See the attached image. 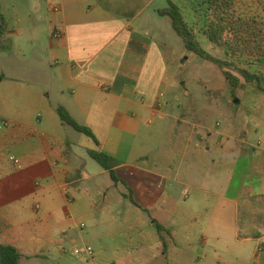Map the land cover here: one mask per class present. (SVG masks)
I'll use <instances>...</instances> for the list:
<instances>
[{"label":"crops","instance_id":"1","mask_svg":"<svg viewBox=\"0 0 264 264\" xmlns=\"http://www.w3.org/2000/svg\"><path fill=\"white\" fill-rule=\"evenodd\" d=\"M10 2L7 13L12 15L14 29L5 14L7 43L14 38L20 49L26 30L32 31L28 37L33 41L44 31L48 58L43 89L37 84L14 88L3 98L5 108L14 112L0 114V244L16 247L23 255L20 264H41L50 257L58 264H66L63 259L67 257L85 264H129L120 250H157L159 262L198 264L199 259L177 245L173 225L155 214L158 197L144 180L159 178L165 184L159 191V211L166 205L177 206L181 200L207 208L205 215L194 217L195 221L201 217L205 224L201 264H264V229L258 239H238L241 198L264 195V91H239L232 102L231 88L221 98L216 97L219 88L208 90L211 98L228 107L236 104L238 109L244 96L251 95L253 113L258 116L247 119L246 126L233 118L237 117L234 112L227 127H208L194 119L197 103L190 104L189 112H182V117L189 116L180 119L174 115L175 106L180 105L178 96L171 95L175 84L169 78V65L173 60L166 61L158 38L138 34L132 25L135 18L113 16L96 0ZM55 6L60 7L59 13L53 12ZM56 31L62 33L61 38L54 37ZM251 72L264 78V69L256 65ZM18 96H25L26 101L19 104ZM59 107L79 125L89 127L100 145L80 137L78 142L85 145H79L61 121ZM159 112L176 118L175 148L182 141L185 145L182 157L175 150L164 155L158 173V167L152 171L135 162L145 155L136 154L140 129L149 115ZM1 121L10 125L1 127ZM95 149L120 162L117 175L121 170L125 178L118 175L121 182L116 186L110 173L90 160L87 151ZM11 156L20 160L21 168L9 160ZM124 182L136 205L127 199V193L114 192ZM91 188L97 190L98 201L88 195ZM102 206L122 213L118 216L133 235L126 243H107L98 234L75 236L74 227L79 228L76 218L97 213ZM157 223L173 234L167 254ZM80 228L86 225L82 223ZM84 247L94 249L92 259L73 255L72 249Z\"/></svg>","mask_w":264,"mask_h":264},{"label":"rangeland","instance_id":"2","mask_svg":"<svg viewBox=\"0 0 264 264\" xmlns=\"http://www.w3.org/2000/svg\"><path fill=\"white\" fill-rule=\"evenodd\" d=\"M3 1L4 12L11 21V29H14L12 15L7 13V8H10L11 2L10 0ZM98 1L99 3H103L107 11L113 16L129 21L135 18L132 25L137 29L138 34L148 39H152L153 37L158 38L159 43L163 45V55L166 61L171 63L173 60L174 64L169 65V78L172 79V82L175 84V88L171 87V95H177L178 98H176V100L180 104L178 107L175 106V117H179L180 119L188 117L189 115L182 117V112L184 111L187 114L189 108H192L190 105L192 103H197V112L194 119L204 122L211 128L221 129L224 126L227 127L230 117L234 112L237 117L233 118L244 126L247 125V119L258 116V114L254 115L253 113L255 102L253 98H248L251 95L244 96L241 109H238L236 104V106L228 107L223 101H217V99L211 98V95L208 94V90L219 88V96L216 97L221 98L228 96L227 91L230 85L224 76L223 70L217 65L188 53L184 48L181 38L173 32L169 20L156 13L157 10L168 6L167 0H96V4ZM172 1L182 8L186 21L190 27L196 31L204 49L220 59L233 60L236 66L235 68L237 69L247 67L252 71L255 65L260 70L264 69V60L259 61L255 57H232L226 55L224 49L221 50L213 47L204 35V22L201 20L199 13L194 11L192 0ZM248 3L250 4L251 2ZM26 5L28 8L29 4L27 3ZM239 7H242L244 10L246 8L241 5H239ZM252 8L253 10L255 9L254 6ZM39 26L41 27L42 25L40 24ZM25 34L26 37L25 40L22 41L20 49L15 46L14 38H12L11 42L7 43V50L4 52L0 51V82L3 81L0 83V114L2 115L14 112L12 109H6L3 102V98L5 96H10V92L14 88H32L33 84L41 86L42 89L44 88L43 81L47 72L44 61H46L45 59L48 56V54H45L44 47L46 46L47 34L41 31L39 37L36 38L35 41L28 37L32 35L31 30H26ZM235 68H233V71L237 74ZM254 86L257 91L260 89L259 87H261V90H264V78L260 79V86H258V84ZM259 92L262 91L259 90ZM24 97L25 96L17 97L19 104L26 101ZM262 98H264V96ZM231 101L234 102L233 97ZM262 103L264 102L262 101ZM16 109H18V107H16ZM261 115L263 116V113H261ZM175 117H164L161 116L159 112L153 113L146 118V122L142 125L136 140V154L145 155L143 156V160L136 161V164L152 171L158 167L156 171L159 173V165L162 168L164 155L166 153L170 154L175 150V153L178 152V155L182 157L185 142L182 141L180 146L176 148L173 144L177 129ZM161 118H163L164 123H159ZM149 121H151V123H149ZM68 128L71 137H73L75 141L78 142V138L80 137L92 144L91 139L76 132L70 127ZM82 143L79 145H85ZM95 164L100 168L98 163ZM180 164L181 162L178 161L175 167L178 169ZM173 174L174 173H171L170 176H173ZM118 175L125 178L121 170L118 172ZM136 178L139 179V175ZM154 179L155 180L152 182L148 179H145V182H143L145 184L149 183L147 187L152 190L153 195L158 197L157 208H154L155 214L167 222L169 226L173 225L174 231L172 232L176 233L177 245L184 249L182 252L191 253L195 256V259H199L198 264H201V261L204 259V250H200L203 249L200 245V241L201 237L204 235L202 233V228L205 227V224L201 217H199V221H195L194 217L195 215H205L207 208L198 207L189 201L184 202V200H181L178 202L177 206H173L172 204L170 206L166 205L165 209L159 211V191L162 192L165 184L163 181L159 182V178L157 180L156 178ZM134 181L137 180L135 179ZM86 185H89V183L86 182ZM101 185L104 186L105 183H101ZM126 185L124 182L122 189H116L114 192L118 193L119 191H123L127 193V199L129 200L131 196L133 197V193L132 191L128 192L126 190V188L128 189ZM96 194L97 190L91 188L88 195H90L92 200L98 201L99 197ZM103 200L104 196H102V201ZM138 200L140 204L144 203L141 197L138 198ZM162 201L163 200H161V202ZM118 213L119 212H117L115 208H106L102 206L98 209L97 213H91L88 217L78 216L75 223L79 225V228L74 227L75 236L79 238L86 237L87 234H98L107 243L111 241H116L121 244L126 243V238L133 237V235H131L128 230L126 231L124 227L126 226L127 228V225L121 222ZM119 215L122 216V213H119ZM82 223L86 225V228H80ZM186 248H189V250H186ZM120 252L125 255L124 257L129 261V264H168L166 259H162L159 262V253L157 250H120ZM63 262L66 264H85L78 263L73 257H67L63 259ZM41 264L58 263L50 257Z\"/></svg>","mask_w":264,"mask_h":264},{"label":"trees","instance_id":"3","mask_svg":"<svg viewBox=\"0 0 264 264\" xmlns=\"http://www.w3.org/2000/svg\"><path fill=\"white\" fill-rule=\"evenodd\" d=\"M167 2L168 6L159 10V15L169 20L173 32L181 38L188 53L213 63L223 70L234 100L239 91L254 88L255 84L260 86L259 76L247 67L237 69L233 60L220 59L204 49L196 31L186 21L182 8L172 0H167ZM239 5L246 7L245 10ZM192 7L203 20L204 35L213 47L224 49L226 55L232 57H255L259 61L264 60V0H192ZM8 29V19L2 11L0 0L1 52L7 50ZM233 68L237 70V74ZM259 88L261 90V87ZM57 112L64 125L92 139L97 146L100 145L94 132L89 127L79 125L65 108L59 107ZM87 153L91 159L110 173L115 186L121 182L117 175L119 161L101 149L88 150ZM130 200L136 205L132 196ZM156 226L163 251L167 254L173 234L169 228L161 224L157 223ZM238 226L239 240L258 239L262 236L264 195H245L241 198L238 209ZM22 257L21 252L13 245L0 244V264H20Z\"/></svg>","mask_w":264,"mask_h":264},{"label":"built area","instance_id":"4","mask_svg":"<svg viewBox=\"0 0 264 264\" xmlns=\"http://www.w3.org/2000/svg\"><path fill=\"white\" fill-rule=\"evenodd\" d=\"M53 12L58 13L60 12V7L55 6L53 7ZM54 37L59 39L62 37V33L56 31ZM10 124L8 122H3L1 127H8ZM9 160L18 168H21L20 160L16 159L15 157H9ZM84 226V225H83ZM73 255L79 259H92L95 255V251L92 247H84V248H74L72 251Z\"/></svg>","mask_w":264,"mask_h":264}]
</instances>
